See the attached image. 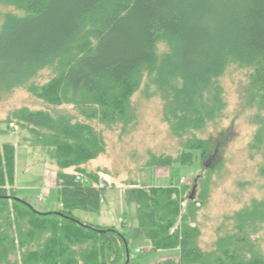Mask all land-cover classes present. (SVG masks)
<instances>
[{"label":"trees","instance_id":"obj_1","mask_svg":"<svg viewBox=\"0 0 264 264\" xmlns=\"http://www.w3.org/2000/svg\"><path fill=\"white\" fill-rule=\"evenodd\" d=\"M0 17V92L24 87L52 108L24 106L0 124L23 131L24 146L57 168L60 207L41 212L17 198L15 146L0 143V264H140L126 233L73 213H97L114 187L105 168L89 163L106 151L104 130L135 123L131 98L145 77L154 88L147 98L161 95L169 134L184 140L180 158L149 154L145 169L214 160L198 135L223 117L220 78L231 66L247 71L245 104L257 126L247 150L264 162V0H0ZM159 44L167 49L161 54ZM45 69L50 80L27 85ZM62 106L76 115L54 110ZM201 168L199 200L184 199L185 209L172 184H128L137 219L131 238L144 237L153 251L179 250L178 260L157 264H264L249 237L264 225V201L225 218L214 251L198 246L196 216L222 171L220 161Z\"/></svg>","mask_w":264,"mask_h":264},{"label":"rangeland","instance_id":"obj_2","mask_svg":"<svg viewBox=\"0 0 264 264\" xmlns=\"http://www.w3.org/2000/svg\"><path fill=\"white\" fill-rule=\"evenodd\" d=\"M1 24L0 17V27ZM166 50L164 44H159L156 52L161 54ZM51 77L52 72L45 69L27 85L42 86ZM220 82L224 88L226 110L221 119L208 125L205 131L198 135L199 138L209 140L210 155L215 154L212 162L209 160L211 157L201 163L200 158L194 156L191 165L145 169L144 165L149 154L180 158L184 153V140L169 134V127L162 120L164 103L161 95L154 93L147 98L154 88H146V77L140 89L131 98L136 114L135 123L126 128L119 126L112 131H103L106 151L89 163V168H105L108 173L106 179L114 187L104 190L101 207L97 213L80 210L75 211L73 215L95 227H114L126 233L132 250L136 246L142 251L135 255L140 264H152L156 260L173 258L178 253L177 249L170 250L173 253L153 250L149 253L147 250L149 242L144 237L139 240L131 238L133 230L137 227L136 206L127 196L129 188L127 185L131 182L143 187L145 185L168 187L172 184L173 187H177L180 194L178 202L181 209L182 207L185 209L187 202H184V199L199 200L201 188L197 184L205 168L201 166L220 161L222 171L216 172L211 177L204 202L200 204L201 208L194 223L195 227L199 228L196 242L204 252L215 250L218 237L225 232L224 228H221L225 218L254 200L264 201V162L259 156H251L247 150L257 127L253 121L255 110L245 104L244 87L247 83V71L231 66L220 78ZM24 106L31 109L52 110L46 103L36 100L26 88H13L11 91L0 92V122L8 120L11 112ZM59 109L76 115L71 107L54 108L55 111ZM78 118L83 120L81 117ZM0 130L2 131L0 143H12L15 146L14 188L17 198L26 199L38 211H56L58 209L56 192L54 189H50L49 192L43 191L42 184L45 173L57 172V168L50 164L39 149L24 146L22 136H25V133L19 128L1 123ZM65 172L71 173L72 169ZM50 176L52 177V174ZM182 180L185 182L183 185H181ZM183 189L186 190L185 194H182ZM40 194L43 195L42 201L38 200ZM249 237L254 244L252 253L264 259V225Z\"/></svg>","mask_w":264,"mask_h":264},{"label":"crops","instance_id":"obj_3","mask_svg":"<svg viewBox=\"0 0 264 264\" xmlns=\"http://www.w3.org/2000/svg\"><path fill=\"white\" fill-rule=\"evenodd\" d=\"M27 148H29V147H27ZM49 173L52 174V177L50 176ZM49 173H47V174L45 173L44 183L42 184V190L43 191H46V192H49L50 189H54V191H55L56 190V187H57L56 171L55 172L54 171H51ZM14 180H15V177H14ZM24 200H26V199H24ZM58 208H60L59 205H58ZM47 212H52V211H47ZM141 238H143V237H141ZM141 238H139V239H141ZM139 239H137V240H139ZM129 243H130V241H129ZM150 247L151 246H150V243H149V248L147 249V250H149V253L151 252V248ZM135 250H140V248L135 246L134 249H133V251L135 252ZM176 251H177L178 255H176L175 257H173V258H170L169 257V258L162 259V260H156L152 264H157V263L163 262V261H165L167 259H175V260H178L179 250H176ZM176 251H174V252H176ZM163 252L173 253V251H161L160 253H163ZM144 253L149 254L148 252H144Z\"/></svg>","mask_w":264,"mask_h":264},{"label":"built area","instance_id":"obj_4","mask_svg":"<svg viewBox=\"0 0 264 264\" xmlns=\"http://www.w3.org/2000/svg\"><path fill=\"white\" fill-rule=\"evenodd\" d=\"M183 184H185V182L182 180V181H181V185H183ZM100 187H101V186H100ZM42 199H43V195L40 194V195L38 196V200H39V201H42ZM135 252H136V253H140L141 250H136Z\"/></svg>","mask_w":264,"mask_h":264},{"label":"water","instance_id":"obj_5","mask_svg":"<svg viewBox=\"0 0 264 264\" xmlns=\"http://www.w3.org/2000/svg\"><path fill=\"white\" fill-rule=\"evenodd\" d=\"M127 256H129L128 253H127Z\"/></svg>","mask_w":264,"mask_h":264}]
</instances>
